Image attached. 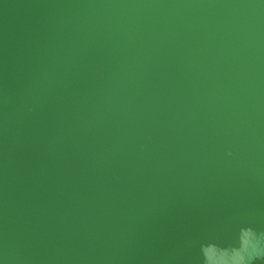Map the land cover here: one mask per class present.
Here are the masks:
<instances>
[{
  "label": "water",
  "instance_id": "obj_1",
  "mask_svg": "<svg viewBox=\"0 0 264 264\" xmlns=\"http://www.w3.org/2000/svg\"><path fill=\"white\" fill-rule=\"evenodd\" d=\"M0 264H264V0H0Z\"/></svg>",
  "mask_w": 264,
  "mask_h": 264
}]
</instances>
